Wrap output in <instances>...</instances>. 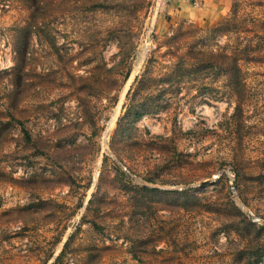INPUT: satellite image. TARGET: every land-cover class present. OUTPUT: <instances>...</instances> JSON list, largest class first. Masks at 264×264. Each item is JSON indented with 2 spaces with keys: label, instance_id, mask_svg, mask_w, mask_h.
Returning a JSON list of instances; mask_svg holds the SVG:
<instances>
[{
  "label": "rangeland",
  "instance_id": "obj_1",
  "mask_svg": "<svg viewBox=\"0 0 264 264\" xmlns=\"http://www.w3.org/2000/svg\"><path fill=\"white\" fill-rule=\"evenodd\" d=\"M235 1L0 0V264H264V63L231 117L222 56L264 0Z\"/></svg>",
  "mask_w": 264,
  "mask_h": 264
},
{
  "label": "trees",
  "instance_id": "obj_2",
  "mask_svg": "<svg viewBox=\"0 0 264 264\" xmlns=\"http://www.w3.org/2000/svg\"><path fill=\"white\" fill-rule=\"evenodd\" d=\"M240 9V1L237 0L233 4L231 14L221 21V25H228L231 22L239 21L241 17ZM252 23L254 24L248 31L253 34L249 35L250 38L246 39L247 42L242 46L238 45L230 54L222 53V56L229 58L233 65L228 71L230 75L228 80L231 84L236 102L231 117L239 118L244 111V99H242V94L243 91L246 92L247 88L245 87H247V80L242 72V62L264 63V20L255 21L254 18L252 19ZM230 31L235 32L237 36L242 35L237 32H244L240 26L237 25L230 28ZM219 66H224V63L220 62Z\"/></svg>",
  "mask_w": 264,
  "mask_h": 264
},
{
  "label": "built area",
  "instance_id": "obj_3",
  "mask_svg": "<svg viewBox=\"0 0 264 264\" xmlns=\"http://www.w3.org/2000/svg\"><path fill=\"white\" fill-rule=\"evenodd\" d=\"M189 1L190 3H193V4H197L198 3V0H187Z\"/></svg>",
  "mask_w": 264,
  "mask_h": 264
},
{
  "label": "crops",
  "instance_id": "obj_4",
  "mask_svg": "<svg viewBox=\"0 0 264 264\" xmlns=\"http://www.w3.org/2000/svg\"><path fill=\"white\" fill-rule=\"evenodd\" d=\"M187 1V0H186ZM188 3H190L189 1H187ZM191 4V3H190Z\"/></svg>",
  "mask_w": 264,
  "mask_h": 264
}]
</instances>
